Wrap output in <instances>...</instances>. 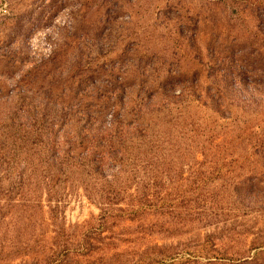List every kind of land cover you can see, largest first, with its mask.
<instances>
[{
  "label": "rangeland",
  "instance_id": "374dc122",
  "mask_svg": "<svg viewBox=\"0 0 264 264\" xmlns=\"http://www.w3.org/2000/svg\"><path fill=\"white\" fill-rule=\"evenodd\" d=\"M0 264H264V0H0Z\"/></svg>",
  "mask_w": 264,
  "mask_h": 264
}]
</instances>
